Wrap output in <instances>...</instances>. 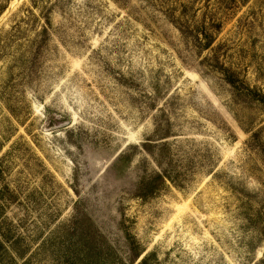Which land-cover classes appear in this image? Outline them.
I'll return each instance as SVG.
<instances>
[{"label": "rangeland", "instance_id": "1", "mask_svg": "<svg viewBox=\"0 0 264 264\" xmlns=\"http://www.w3.org/2000/svg\"><path fill=\"white\" fill-rule=\"evenodd\" d=\"M231 75L264 93V0H0V264H264Z\"/></svg>", "mask_w": 264, "mask_h": 264}, {"label": "trees", "instance_id": "2", "mask_svg": "<svg viewBox=\"0 0 264 264\" xmlns=\"http://www.w3.org/2000/svg\"><path fill=\"white\" fill-rule=\"evenodd\" d=\"M199 29L204 36V40L206 41L205 47L207 49L211 48V46L213 45V39H214L213 36L207 33V28L205 25L201 26ZM227 83L236 90L237 95L241 100L246 101L248 103H255L257 105L264 107V93L263 92L256 90V89L249 88L243 82H240L239 80H237L234 76L232 77L227 76ZM121 160H119V162ZM166 179L170 181V178H168L167 176H164V174L157 175L156 178L154 179L155 181L154 180H147L145 182L143 181L141 183L142 184L141 187H143V189L149 190L151 189V187H153L155 182L159 181L160 184H163V182ZM97 235H98V232H91L89 238L92 240L96 239ZM153 257L154 256L152 254L144 257L140 264H151V260L153 259ZM139 258H140L139 254L134 255L131 260V264H135Z\"/></svg>", "mask_w": 264, "mask_h": 264}, {"label": "water", "instance_id": "3", "mask_svg": "<svg viewBox=\"0 0 264 264\" xmlns=\"http://www.w3.org/2000/svg\"><path fill=\"white\" fill-rule=\"evenodd\" d=\"M69 123H67L66 125H68Z\"/></svg>", "mask_w": 264, "mask_h": 264}]
</instances>
